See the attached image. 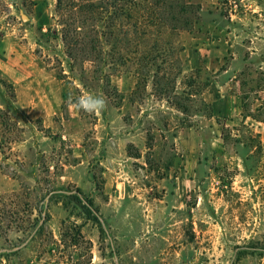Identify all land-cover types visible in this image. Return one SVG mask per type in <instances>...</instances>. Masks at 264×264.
<instances>
[{
    "label": "rangeland",
    "instance_id": "374dc122",
    "mask_svg": "<svg viewBox=\"0 0 264 264\" xmlns=\"http://www.w3.org/2000/svg\"><path fill=\"white\" fill-rule=\"evenodd\" d=\"M70 1L0 0L30 61L0 72V264H264V0H167L197 12L141 20L143 59L128 25L75 60Z\"/></svg>",
    "mask_w": 264,
    "mask_h": 264
},
{
    "label": "trees",
    "instance_id": "16d2710c",
    "mask_svg": "<svg viewBox=\"0 0 264 264\" xmlns=\"http://www.w3.org/2000/svg\"><path fill=\"white\" fill-rule=\"evenodd\" d=\"M136 1L137 0H98L96 2H81L79 4H74L70 1L69 7L75 8L76 11L73 12L74 14L72 13L70 22L62 30V40L66 48L67 57H72L75 60L78 55L88 56L89 53H98L97 50L98 44L100 43L99 41L105 36L114 38L121 33L127 41L130 29L126 30L124 28L129 25L134 30L132 31V36H135V34L138 35L135 37L133 42L135 48L134 51H132V54H138L139 58H142V53L139 54V48L146 42V39L142 38L144 32L138 33L142 25L141 20L148 17L152 21L154 20V22H156L158 28L165 27L170 30L184 29L189 22V19L184 16H189L188 12H190V10H193L191 11L193 14L197 12L190 4L178 5L176 1L143 0L141 3L142 7H139L140 4ZM56 2V6L59 8L61 0H56ZM163 6L166 7L163 8ZM139 9L143 11L145 17L143 15L132 16L134 15L135 10ZM124 19L127 22L124 21ZM129 20H131V25L128 24ZM101 21L106 22V26L102 27L101 24H99L97 29H92L93 38H85L86 33L81 31L85 27V24L91 23L95 26V22L101 23ZM99 27L102 29L101 31L99 30ZM122 40L123 38L121 36V39H119L117 43ZM125 55L128 54L125 53ZM65 77L66 76H62V78ZM84 201L85 202L82 200V207L86 210V212L92 215L94 211L91 208V201L87 198H84ZM93 216L95 215L93 214Z\"/></svg>",
    "mask_w": 264,
    "mask_h": 264
},
{
    "label": "crops",
    "instance_id": "0c3cea01",
    "mask_svg": "<svg viewBox=\"0 0 264 264\" xmlns=\"http://www.w3.org/2000/svg\"><path fill=\"white\" fill-rule=\"evenodd\" d=\"M6 45L4 46V43L0 42V72L13 82H20L28 76L24 71H26V63L29 64L30 61H25L22 64L21 61L24 59H21L18 50L16 49V53L13 54V48L11 49L10 46ZM28 73L30 74V71ZM32 73L34 72L32 71Z\"/></svg>",
    "mask_w": 264,
    "mask_h": 264
},
{
    "label": "clouds",
    "instance_id": "9594fccd",
    "mask_svg": "<svg viewBox=\"0 0 264 264\" xmlns=\"http://www.w3.org/2000/svg\"><path fill=\"white\" fill-rule=\"evenodd\" d=\"M76 106L87 112L99 111L103 108L104 101L100 97L89 95L87 97L78 99Z\"/></svg>",
    "mask_w": 264,
    "mask_h": 264
}]
</instances>
